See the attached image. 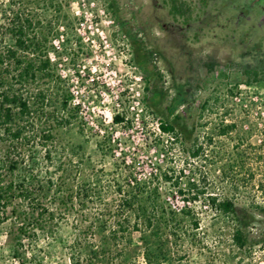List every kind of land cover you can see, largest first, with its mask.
Here are the masks:
<instances>
[{"label":"rangeland","instance_id":"1","mask_svg":"<svg viewBox=\"0 0 264 264\" xmlns=\"http://www.w3.org/2000/svg\"><path fill=\"white\" fill-rule=\"evenodd\" d=\"M31 1L57 85L78 109L45 146L40 123L18 116L6 133L0 121V165L20 166H0V264H264V0H176L183 15L172 0ZM8 44L2 29L0 76L17 94L56 87L22 89ZM22 125L30 142L11 134ZM135 179L158 187L165 207L188 203L197 228L185 217L113 239ZM209 195L243 207V246L236 217L208 207ZM42 207L41 231L31 221Z\"/></svg>","mask_w":264,"mask_h":264},{"label":"trees","instance_id":"2","mask_svg":"<svg viewBox=\"0 0 264 264\" xmlns=\"http://www.w3.org/2000/svg\"><path fill=\"white\" fill-rule=\"evenodd\" d=\"M3 2L0 9V30L5 29L12 40V44L4 46L3 54L9 59V63L16 71L13 77L14 80L22 83V89L24 90L32 87V85L39 84L42 80L52 82L56 87L49 85L46 88H38L34 94L26 95L22 93L21 96L13 90L12 83L8 81L7 76L1 75L0 121L4 124V132L6 133L10 131L5 124L13 122L18 116H22V120L27 124L31 123L32 127L40 123L39 125L43 128L41 127L37 131V137L41 139L40 144L45 146L46 142L52 138V130L55 127L68 125L76 118L78 106L73 104L72 95L67 90H61L59 85H57L59 79L51 68L47 47L37 33L38 19L29 10L27 11L28 4L33 2L31 0H6ZM170 12L173 15H183L185 13L184 3L172 0ZM144 61V58L140 57L138 61L139 67L142 71L147 72ZM1 63H4V61L2 60ZM5 70H8L7 67H5ZM253 72L255 75L257 74L256 71ZM15 108L17 109L15 110ZM113 120L116 123L121 122L123 117L115 113ZM159 126L164 132L173 135L178 134L176 123L161 121ZM23 128V125L22 130L16 126L11 134L16 138L29 141L26 136H23ZM179 132H183V130L180 129ZM31 144L34 143L32 142ZM3 162L5 165L3 163L2 165L7 167L10 173L20 167L16 159H8ZM1 172L0 188L2 181ZM121 192L120 203L117 205V214L120 217L122 216L123 219L115 221V224L118 225L117 229H110V235L113 239L118 237V230L128 231L129 229H135L145 232V230L154 226L157 227L156 229H160L162 226L164 228L170 226V228L174 229L185 217L190 219L192 228H197L198 226L193 207L188 203L178 208H171L170 205L165 207L164 202L158 200L160 197L158 187H150L145 180L135 179L133 185H129V189H123ZM208 198V207L220 212L230 213L236 217L237 223L232 235L235 243L243 246L245 243L243 226L247 222L243 207L235 204L229 198L218 200L214 195H209ZM45 211L46 208L42 207L37 212V216L32 218L33 229H40L41 231L45 229L44 224L47 222L43 219ZM131 214H133L135 220L132 225H129L128 217ZM141 225L142 227L140 228L139 226ZM22 232L25 234V230L22 229Z\"/></svg>","mask_w":264,"mask_h":264}]
</instances>
